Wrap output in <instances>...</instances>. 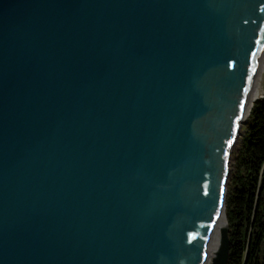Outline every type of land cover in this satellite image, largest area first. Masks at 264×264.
<instances>
[{"label": "water", "instance_id": "1", "mask_svg": "<svg viewBox=\"0 0 264 264\" xmlns=\"http://www.w3.org/2000/svg\"><path fill=\"white\" fill-rule=\"evenodd\" d=\"M263 55L264 0H0V264H227Z\"/></svg>", "mask_w": 264, "mask_h": 264}, {"label": "trees", "instance_id": "2", "mask_svg": "<svg viewBox=\"0 0 264 264\" xmlns=\"http://www.w3.org/2000/svg\"><path fill=\"white\" fill-rule=\"evenodd\" d=\"M230 157L227 264H264V95L251 103Z\"/></svg>", "mask_w": 264, "mask_h": 264}, {"label": "rangeland", "instance_id": "3", "mask_svg": "<svg viewBox=\"0 0 264 264\" xmlns=\"http://www.w3.org/2000/svg\"><path fill=\"white\" fill-rule=\"evenodd\" d=\"M257 81L255 82V85L257 88V93H256V96L254 97L253 100H255L256 98L258 97H261L262 95H264V55H263V58H262V61H261V66H260V70H259V73H258V76H257ZM259 92V93H258ZM253 102V101H252ZM249 111V110H248ZM248 115V113H247ZM247 117V116H246ZM246 119V118H245ZM245 119L241 122L240 126H239V130H238V134L235 138V141L233 143V146L231 148V153H230V156L232 154V152L234 151V147L238 141V138H239V134L243 131V125H244V122H245ZM232 158L230 157L229 158V162H228V168L230 170V165H231V160ZM228 177V176H227ZM227 182V181H226Z\"/></svg>", "mask_w": 264, "mask_h": 264}, {"label": "bare ground", "instance_id": "4", "mask_svg": "<svg viewBox=\"0 0 264 264\" xmlns=\"http://www.w3.org/2000/svg\"><path fill=\"white\" fill-rule=\"evenodd\" d=\"M260 70V69H259ZM259 73V72H258ZM257 81V80H256ZM257 88L256 85H254V87L252 88V90L250 91L249 95H248V98L245 102V108H244V112L242 114V117H241V120L243 121L246 116H247V113H248V110L250 108V105L254 99V97L256 96V93H257ZM259 93V92H258ZM225 205V204H224Z\"/></svg>", "mask_w": 264, "mask_h": 264}]
</instances>
